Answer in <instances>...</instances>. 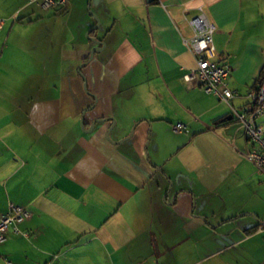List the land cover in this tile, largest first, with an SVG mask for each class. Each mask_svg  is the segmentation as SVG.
I'll return each mask as SVG.
<instances>
[{
  "label": "crops",
  "instance_id": "0c3cea01",
  "mask_svg": "<svg viewBox=\"0 0 264 264\" xmlns=\"http://www.w3.org/2000/svg\"><path fill=\"white\" fill-rule=\"evenodd\" d=\"M200 9L240 108L264 0H0V211H30L0 264H264V173L230 106L184 78Z\"/></svg>",
  "mask_w": 264,
  "mask_h": 264
},
{
  "label": "built area",
  "instance_id": "2783aa9c",
  "mask_svg": "<svg viewBox=\"0 0 264 264\" xmlns=\"http://www.w3.org/2000/svg\"><path fill=\"white\" fill-rule=\"evenodd\" d=\"M37 3L42 9H56L64 6L68 0H30ZM0 19V29L3 26ZM193 34L190 38H183L184 43L195 55V67L184 75L186 81L194 82L205 93L213 94L218 100L226 102L231 110L232 117L239 122L243 129L247 146L242 151L243 156L264 173V125L257 122V118L264 113V79L248 89V102L240 108L232 105V99L237 95L234 89L227 84L231 73V66L226 61L215 58L213 35L215 24L206 14L200 12L189 19ZM175 131H184L183 123L173 125ZM30 216V211L23 205L9 204L6 212L0 211V243L6 239V231L12 229L20 232L17 224ZM25 234V232H24ZM6 264H10L6 260Z\"/></svg>",
  "mask_w": 264,
  "mask_h": 264
},
{
  "label": "rangeland",
  "instance_id": "374dc122",
  "mask_svg": "<svg viewBox=\"0 0 264 264\" xmlns=\"http://www.w3.org/2000/svg\"><path fill=\"white\" fill-rule=\"evenodd\" d=\"M257 122L262 123V121H260L259 119L257 120ZM256 184H253L250 182V180L248 179H243L242 181H239V183L237 184V190H240L239 192H243L247 195H252V192L255 188H258L255 186ZM254 200V198L252 199ZM264 209V204H262L261 206Z\"/></svg>",
  "mask_w": 264,
  "mask_h": 264
},
{
  "label": "water",
  "instance_id": "95a60500",
  "mask_svg": "<svg viewBox=\"0 0 264 264\" xmlns=\"http://www.w3.org/2000/svg\"><path fill=\"white\" fill-rule=\"evenodd\" d=\"M97 24H98V21H97ZM88 32H89V31H88ZM87 35H88V33H87ZM90 39H91L92 41H94L97 45L99 44V41L96 40V39H94L93 37H90ZM99 48H100L99 46H95V47H93V48L91 49V51H90V57L94 54V51L97 50V49H99ZM92 126H93V125L90 126V129H89V130L92 129Z\"/></svg>",
  "mask_w": 264,
  "mask_h": 264
},
{
  "label": "trees",
  "instance_id": "16d2710c",
  "mask_svg": "<svg viewBox=\"0 0 264 264\" xmlns=\"http://www.w3.org/2000/svg\"><path fill=\"white\" fill-rule=\"evenodd\" d=\"M264 79V64H263V66H262V69L260 70V73H259V77H258V81H260V80H263ZM258 81H256V82H258ZM255 85V84H254ZM222 121L223 120H225V121H227L226 119H221Z\"/></svg>",
  "mask_w": 264,
  "mask_h": 264
}]
</instances>
